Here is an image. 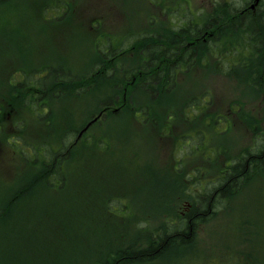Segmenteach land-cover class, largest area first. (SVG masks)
<instances>
[{"label":"rangeland","instance_id":"rangeland-1","mask_svg":"<svg viewBox=\"0 0 264 264\" xmlns=\"http://www.w3.org/2000/svg\"><path fill=\"white\" fill-rule=\"evenodd\" d=\"M33 1H36L39 5L45 4L44 9L47 10V16L39 15L36 12L37 7L32 3ZM162 1L153 4L152 0H73L75 7L69 6L68 8V3L64 5L66 11L71 10L72 12L66 14L60 8V13L55 16L61 14V18L56 17L59 19L56 20L52 17V13L55 12L54 7L47 4L50 0H13L0 11V23H4L9 18L5 15L8 14L11 16L12 25H15L12 26L13 28L23 29L36 26L41 31L29 37L25 36L27 32L22 31L24 37L7 36L4 38L2 28L6 26L0 25V61L8 53H12L11 57L13 58L23 59L26 55L36 52L40 45H45L40 49L47 54L66 58L69 65L78 66L80 73L83 74L88 71L93 63L98 61L94 46L99 38H104V34H109L114 39L115 33L113 31L118 28L126 29V34L133 33L127 30L136 29L135 31H137L139 27L152 23L155 16L162 18V14L157 15L156 13V5L160 6L161 12L164 10V5H171L182 11L187 3L194 11L206 8V17L210 18L213 14H211L208 3L216 2V0ZM190 13L192 12L190 11ZM56 24L60 27L69 24L76 28L78 34L75 40L68 41V47L53 45L47 36L46 30L52 29ZM4 39H6V49L3 52ZM11 39L26 40L30 50L21 52L14 47ZM113 39L104 40L101 45L106 47L116 46L117 44H114ZM254 44L248 50L243 48L239 50L241 57L247 60L253 58V61L248 63L249 68L244 71L236 67H226L213 53L207 54L204 63L194 65L187 72L180 71L176 76L173 91L169 94H160L153 105L152 103L148 104L152 105L154 111L149 121H143L141 114L135 115V109H138L139 103L146 102V96L138 94V99L133 100L137 102L132 105L128 97L135 94L129 92V94L122 95L121 103L123 106L119 103H113L117 106L112 107L108 113V118L103 117L95 127L93 125V128L91 127L89 130L90 133L96 131L98 134L103 135V137L95 136V139L107 141L106 143H100L101 156H98V160H91L86 164L79 165L80 160L78 157L74 169L69 172L70 180L67 186L58 191L48 186H39L33 193L26 192V197L17 201V205L9 213V217L13 218V225L5 235L4 247L0 248V258H7L8 262L6 264H62V260L64 262L68 259H70L71 264H74V262H77L78 255L80 257L78 263L93 264L97 262L94 257L96 254H93L98 252L96 248H93L90 253L86 251L84 254L73 255L66 253L63 248H58L59 242H52L51 239H55V236L51 235L52 226L59 225L61 222L72 226L73 224L80 226L92 240H101L104 236H109L111 238L108 243L112 246H119L118 248L131 245L140 228L143 229V232L138 235L141 245L146 233L170 230L172 224L168 223L166 214L169 212L171 205H168L165 201L163 209L158 210V218H131L126 224L122 221V218H112V225L118 228L117 233L113 236L110 225L111 220L104 218V214L100 212V200L103 194L111 193L114 190L121 193L135 189L132 196L139 205L158 201L160 204L162 196L167 197L170 195L171 190L166 181L157 184L153 182L140 183L138 180V176L144 172L141 165L150 166L152 160L156 166L157 164L169 166L177 158L175 155L176 141L181 146L183 136L174 133L168 136L163 132L164 129L167 130V126L161 127V124L163 122L166 125L169 119L166 116L168 112L167 105L173 106L171 110H178L177 115H175L177 134L191 132L193 127L198 129L191 119L186 118L187 111L179 110L183 109L184 104H209V108L204 113H208L214 103H216V107L223 108H226L227 104H233V106L243 104V110L250 109L245 127L237 122L239 127L244 128L242 132L234 133L225 143L212 144L211 134H207L201 155L212 156L218 150L217 145H220L222 149L219 152L217 162L221 165L230 156V153L225 151L224 146H230L233 143L232 151L240 153L241 148L246 144H250L256 135H264V76L255 77L252 73L253 68L261 62L264 47L259 53L256 49L257 54L253 57ZM206 49L207 45L201 44L197 50L204 51ZM62 62L64 63V60ZM135 63L133 59L125 62L127 67H133ZM103 67L104 65H100L99 70ZM93 69L94 67L89 72ZM4 71L0 68V82L3 80L2 73ZM108 74H110L109 69H104L99 75L97 73L91 75L92 78L88 81V84L77 83L74 86L75 93L64 98V103H59L56 106V108L61 107L59 110L53 111L52 108H50L51 111L48 110L50 114H56L55 111H57V114L60 112L59 119L52 126L57 135L63 136L74 133L76 128L80 130L81 127L86 125L85 122L94 118L101 111L103 108L101 102L105 101L106 95H110V93L105 88L92 94L85 91L93 85L91 83L105 78ZM112 74L116 75L113 83L115 88V82L119 83L125 73L122 75L121 72L114 71ZM66 82L67 86L70 87V82ZM59 85L61 88V84ZM48 102L54 104L52 97H49ZM148 102L150 101L148 100ZM156 104H162L163 106L157 107ZM189 108L191 107H187V109ZM195 109H197V106H192L190 113ZM41 115L42 121H46L45 111H41ZM209 121L211 122V120ZM49 124L46 121L44 125L48 126ZM248 126L251 127V131L247 130L246 127ZM210 129L214 128L210 126ZM8 134H13V131L10 129ZM26 136L29 140L32 139L31 130L28 131ZM74 138L70 136V142ZM60 139L61 137L56 141ZM66 139L68 140L69 137H66ZM56 141H49L51 147L48 148V151L51 150ZM61 147L62 145H59L54 148L52 154H57ZM32 148H35L37 152H33ZM93 148L94 150L98 149L97 146ZM82 149L83 147L79 146V155L82 154ZM42 155V148L37 145L29 147L17 144L14 149L7 138L0 141V204L5 203L8 190L11 199L14 195L13 190L21 185H27L32 180V172H38L40 169L34 163L35 156L40 158ZM201 155L191 161L189 160L190 165L196 166L201 162L207 171H211L212 169H207L210 164L203 160ZM73 158L72 155L67 159L68 166ZM29 161L33 162L30 165L32 166V172L25 174L21 184V175L28 170ZM133 171H136V173H133ZM188 172L191 173V169ZM160 177H165L164 171H160ZM58 182L61 184V180ZM211 182H214V180H211ZM252 182L253 179L249 180L248 185L243 187L235 199L225 203V207L222 211H219L218 217L199 224L198 233L196 234L198 241L194 246V249L198 250L197 253L190 254L186 259L176 258L170 254L164 264H176L175 262L183 264H264V172L257 177V180ZM170 184L174 187L173 194L175 196L186 190L189 198V188L181 184L175 177H173ZM157 192L159 198L152 194ZM15 198H12L13 201H15ZM129 202H125V199L120 197L118 207H114V210L123 209ZM186 206L187 204L184 205V207ZM122 215H125L124 210ZM252 219L260 223L259 229L252 231ZM4 220L5 218L1 221ZM244 222L245 225L243 226ZM78 226L75 229H79L80 233ZM3 235L2 232L0 243ZM59 241H64L70 246L72 244V241L67 238H61ZM84 241L86 244L88 243L87 240ZM34 242L40 244L39 251L34 252ZM46 242L51 244L48 248L53 250L46 248ZM14 244L18 247L13 248ZM228 244L233 247L232 250L225 247ZM93 245L96 246V243L94 242ZM238 247L245 249L246 254L253 256L254 262L245 258L243 254L238 255L236 250ZM207 256H209V259Z\"/></svg>","mask_w":264,"mask_h":264},{"label":"bare ground","instance_id":"bare-ground-1","mask_svg":"<svg viewBox=\"0 0 264 264\" xmlns=\"http://www.w3.org/2000/svg\"><path fill=\"white\" fill-rule=\"evenodd\" d=\"M254 1L258 0H223L219 3L217 10L210 18L195 14H185L184 18L178 16L175 22L174 31L176 33L185 34L176 41L169 42L162 40L159 46L153 44L150 47L149 43L152 42V30L148 31L144 37L142 35L135 36L134 38L138 42V48L143 47L144 50H148L144 55L147 57L146 60L150 64L144 68L147 71L145 74L146 80L136 87L137 94L133 95L131 100H137L138 94L144 93L146 96V102L144 103L146 105V103L149 104L155 102L156 98H159L161 93L169 94L173 91L176 84L177 74L180 71L190 69L194 65L204 63L208 53L215 54L217 59L222 61L228 68L236 67L241 71L249 68L248 63H251L253 58L247 60L241 57L239 50L242 48L248 50L252 48V44L255 43L253 46L254 57L257 54V51L259 53L264 47V0H259L256 4H254ZM212 10H214V8H212ZM165 11L167 13L175 14L178 9L168 5L166 6ZM162 25L163 23H156L153 26L162 29ZM199 39H204L206 41V50H197L199 48L197 44L195 48L192 46V44ZM160 57H163V60L159 63L160 68H158V60ZM155 58H158L156 65ZM113 64L116 65V62H113ZM119 64H121L119 67L121 68V71L127 70L125 62H120ZM103 71L104 67L101 68V70L95 68V73L98 75ZM121 73L124 74L123 72ZM252 73L255 77L264 76V54L261 62L253 68ZM124 75L127 76L126 74ZM168 86L171 87L166 88ZM129 92H131V90H129ZM109 99V102H107L109 108L105 111L107 112V115H102V117H106V119L108 118L110 107L117 106L113 103H117L118 101L117 95H112ZM148 100L150 102H148ZM75 140L76 138L72 141ZM93 140L94 139L83 140V142L86 144ZM263 140L264 139H261L256 149L232 157L228 169H226V164H219L217 162L218 157H216L214 161L215 164L211 171H207L203 168H197L191 171L190 177L196 182H199L202 177L207 176V179L203 182L204 191L194 194V197H197L199 200H204L201 207L196 210L195 213L200 211L204 215L203 218H208L211 212L215 209V213L213 215L211 214L209 217L210 220H212L216 218V214L220 210L222 211L224 209L225 203H228V200L226 199L222 203H219L221 201V196L216 197L217 195L215 194L217 193L215 192L220 191L222 187L215 181L211 182L221 170H235L237 173L248 172L251 170L263 174ZM69 144L70 138L63 143L61 149L57 151V154L54 155L52 154L54 152H48L40 156V158L35 156L36 159L34 160V163L40 167V173L43 175L41 185H38L37 187L48 186L57 190L66 186L62 183L61 173L69 166L64 161L71 156L72 150H78L76 145L73 144L70 146ZM231 149L232 146H229L225 151ZM257 155L259 156L256 157ZM256 161H258L259 164ZM32 163L33 162L29 161L30 165H32ZM59 180H61V184L58 182ZM49 181L52 183H49ZM244 183L245 182L239 183L238 180L236 183L232 184L231 190L234 191L233 194L235 197L238 196L243 189ZM37 187L29 188V194L33 193ZM213 193L215 194L211 196ZM13 197L14 195L12 198ZM12 198L10 199L9 196L6 198L3 205L0 204V218H8V221L13 219L9 217V213L12 212L11 208L14 203L12 202ZM206 201L210 204L208 207H205ZM216 206L217 208H215ZM188 232L189 238L187 241L178 240V243L172 241L175 236L179 237L180 234L185 235ZM6 233H8V230ZM2 239L4 240V238ZM167 241H169L168 246L166 247L169 249L167 252L151 251L147 254H141L142 250H149L152 245L157 246L158 244ZM197 241L196 233H192L186 227H174L166 231L146 233L144 241L138 249L129 250L124 253V255L129 254V256L122 264H164L168 260L170 254L174 255L176 258L186 259L190 254L198 252L194 249ZM73 255L77 254L73 253ZM117 256L118 255L101 257L93 264H120V262L116 263ZM207 258L209 259V256H207ZM175 263L183 264L180 262ZM0 264H2L1 258ZM74 264H77V262H74Z\"/></svg>","mask_w":264,"mask_h":264},{"label":"trees","instance_id":"trees-1","mask_svg":"<svg viewBox=\"0 0 264 264\" xmlns=\"http://www.w3.org/2000/svg\"><path fill=\"white\" fill-rule=\"evenodd\" d=\"M6 5L7 4L4 3L1 7H6ZM1 7H0V10H2ZM5 15H7L10 19L7 18V20L4 23H0V25L6 26V27L2 28V30H4V38L7 37V36H11L13 34V30L9 28V27H12L11 16H9L8 14H5ZM14 34L17 35V36H20L19 32H15ZM136 47L138 48V42H137V46ZM102 49H105V48L102 47ZM138 50H140V48H138ZM143 52L145 53V50H143ZM105 55H109V54L105 53ZM113 57H116V56L113 55ZM144 57H145V55L142 53V58L144 59ZM97 63H99L98 65H104V69H109V67H110L109 61L106 63V57H105V60H104L102 55L100 57V62H97ZM148 64H150V63H148L147 60H145V63L143 65V67L146 68V66ZM120 66H121V64H117V67H118L116 69L117 72H121V68H119ZM140 67L143 69L142 64H141ZM110 69H109L110 73L114 72L113 68H110ZM143 71H144V73H142L141 76H140V74L138 72L135 73L133 69H129V70H126L124 72H125L126 75L134 74L136 76V80H137L136 83L138 81H140V85H141L142 82L144 80H146L145 74H146L147 71L145 69H143ZM65 77H67V76H65ZM65 77H64V79L66 81L70 82V79L65 78ZM91 78H80V79H78V83H84L85 84ZM115 79H116V77L114 78L113 76H111V74H109L108 77H105V78H102L100 80H97L99 83L97 81L93 82V85L91 87L92 89H90V90H96L97 88H99L102 85L101 89L105 88L107 91L113 92V94H111L105 100L104 103L106 104V106L108 105L107 102H109V100H110L109 98L112 97V95H117V97H118V95L121 93V91L123 89L122 86L125 87L126 86L125 82L128 83L130 81V80L128 81L127 79H125V77L123 75V77L121 78L119 83L115 82V88H114L113 87L114 86L113 83H114ZM66 81H65V83H66ZM26 82L28 83L29 80L27 79ZM135 84L131 87V83H130V84H128V86L133 88V87H135ZM20 87H21V89L18 91L20 93V95L15 94V96H13L15 104L16 105H22L23 107H25L26 105H28L29 101L31 99H33V97H35L36 99L33 100L31 102V104L27 108L29 110H31V113L33 115H36L37 114V109L39 107H44V104L46 103L45 102V98H43L41 101H39L38 100V98H39L38 94L37 95L33 94V96H32V95H29V94H26V93H22V91H23L22 87H25V86H24V84H21ZM141 92L143 93L142 90H141ZM135 94H137L136 90H135ZM142 95L145 97L144 93ZM132 96H130L129 98H131ZM133 102H137V101H133ZM200 104H198V105H200ZM152 105H153V103H152ZM152 105H151V107H152ZM50 106H53V105L50 104ZM148 108L149 107L146 106V108H143V110H142L143 113L146 114V115H144V117H146L147 115H150V113L154 112L153 109L150 108V111H149ZM25 109H26V107H25ZM15 111L21 113L22 109L15 108ZM169 113H170V111L166 113L167 117L169 116ZM1 127L2 126H0V128ZM28 127L29 126L26 123H24V120L22 118H18V116H14V118H13V134H8L7 135V140H8L9 143H11L12 146H14V149H15L17 144H23V145H26V146H29V147H30V145L32 147L37 145V146L42 148L43 154L48 153V152H53V149H54L53 146H52L51 150L48 151V148L51 147V144L49 143V141H46V138H48L49 134H43V132H42L41 135H44V138L29 140L28 137L26 136V134L28 133ZM32 128H34V127L32 126ZM7 132H8V130H7ZM32 138H33V136H32ZM87 140H92V139L89 138ZM101 142H105L106 143L107 141H105L104 139L102 140V139H98L97 138V139H94L93 141H90L89 143H86V144H84L83 141L79 142L78 145L83 147L82 154L81 155L78 154L79 155V160H80V164L79 165H82V163L86 164L87 162H89L91 160H96L98 158V156H101V153L99 151ZM259 142H258V144H259ZM63 143L64 142L60 141L61 145H63ZM263 143H264V140H263ZM94 146H97L98 149L94 150V148H93ZM263 146H264V144H263ZM55 148H57V147H55ZM33 149H34V152L36 153L37 152L36 149L35 148H33ZM74 152H79L80 153L79 148H78L77 151H73L72 150V155H73ZM259 155H257L256 157H258ZM73 156H76V155H73ZM66 161H67V159L64 162L66 163ZM256 162H258V161H256ZM74 164H75V161L72 160V162L69 165V167L65 171L63 170L62 173H61L62 181L64 182V180H65L64 185H66V186L68 185L69 180H70L69 172H70V170L74 169ZM85 164H84V166H85ZM258 164H259V162H258ZM141 167L144 169V172L140 176H138V180L140 179L141 176L147 175V174H148L149 178L152 181H154L157 178H160V176L155 175L151 171V169H149L147 166H142L141 165ZM31 171H32V169H31ZM253 172L254 171L249 170L248 172H238L237 173L235 170H233L232 173L230 175H228L226 180H224V182H222V184H220V186L222 187L220 189V191L215 192L217 194L213 193L211 196H213L214 194L217 195L216 197H220L221 196V201L219 203H222L225 199L228 200L230 198V195L233 193L232 190H231L232 189L231 188L232 184L236 183L238 180H239V183L240 182H246L252 176L250 174H252ZM133 173H136V171H133ZM42 176L43 175H41V173H38L37 174V177H38L37 180L35 182L30 181L31 184H35L36 183V184H40L41 185ZM40 177H41V180H40ZM152 181H150V182H152ZM49 183H52V182L49 181ZM134 191L135 190L132 189V190H128V191H125V192L118 193V192H116L114 190L111 193L103 194V196H102V198L100 200L99 209H100V212L102 214H104V218H109L111 220L110 225L112 227L113 233L118 228L116 226L112 225V222H113L112 218H118L119 217V214L114 212V211H112V209L110 208V207H112L113 199H117L115 207H118V203H119L118 201H119V199L121 197V194H123V193H127V194L134 193ZM26 192L29 193V189L26 188V185L24 187H20L15 192L14 197H16V198L14 199L15 201H12L14 203L12 205L11 210H13L14 206L17 205V201H20V198L24 199L26 197L25 196ZM184 193L188 194V191L185 190ZM189 197L195 202H193V206L190 209V211L185 213L186 215H189L188 218H174V219H173V216L175 217V216L180 215V213L177 212V210L175 209V207L178 206L179 204H178V201H172V200H170V197H169V201L167 202V204L171 205V206L169 207L170 210L168 212L170 218H168L167 221L170 224L173 223L170 226V229H172L174 227H186L192 233L193 232L196 233L197 224L200 223V222L209 221L210 220L209 217L211 216V214L213 215L215 213V209H214L211 212V214L209 215L208 218H203V216H204L203 213H201L200 211L197 212V213H195V212H196V210H198L201 207L202 202L204 200H202V199L199 200L197 197H194V195H192L190 192H189ZM129 199H130V201L133 202V204H136V206H135L136 213L139 212V211L146 210L149 213L154 214L155 218H158V210L163 209V208H158V205H159L158 202L153 203L151 205H148V204L139 205L138 203L135 202L134 198H129ZM209 205H210L209 202L206 201L205 202V207L206 206L208 207ZM217 206L215 208H217ZM153 208L155 210H151ZM134 210L133 209L130 210L132 213H131V215H128L127 218H139V217L135 216L136 214H135ZM118 211H120V209H118ZM121 215H122V210H121ZM3 219L4 218H0V237H1V234L3 232V234H4L3 238H5L6 231L10 227H12V225H13V219L10 220L9 226L7 225L8 218L6 220H4V221H1ZM243 224H245V222ZM256 224H260V223L257 220L252 219V225H253L252 227L253 228H258L256 226ZM76 226H78V225L73 224V226H72L71 224H64L62 222L59 225L55 224V225L52 226L51 235L55 236V239H51L52 242H55V241L59 242L58 248H63L65 250V252L68 253V254H73V253L84 254L86 251L88 253H90V251L93 248H96L98 250V252L97 253H93V254H96V255H94L96 261H98L101 257L103 258V257H107V256L118 255L116 263L120 262V264H122L124 261H126L128 259V256H129V254H125L124 255V253L126 251L136 250V249H138L141 246L140 241L138 239V235L143 232L142 228H140L137 231V237L134 238V240H133L131 245H129V246L125 247V248H118L119 246H112V245H110L108 243V241H109V239L111 237L104 236L101 240H92L91 237L88 236L87 233L80 226H78L80 228V233H79V231H78L79 229L78 230L75 229ZM61 238L70 239L72 241L71 246L66 244L64 241H59V239H61ZM188 238H189V232L186 233L185 235H181L180 234L179 237L175 236L172 239V241H174V243H178V240L187 241ZM84 240H87L88 243L86 244ZM3 241L4 240L2 239L1 243H0V248L4 247ZM170 241H171V239H170ZM94 242L96 243V246L93 245ZM168 243H169V241L160 243L157 246L152 245L149 250H142L141 254H143V253L147 254V253H150L151 251H153V252H164L165 253V252H167L169 250L168 248H166L168 246ZM50 245L51 244L46 242L45 246H46V248H48V247H50ZM16 247H18V245L14 244L13 248H16ZM84 248L86 250H80V249H84ZM48 249L49 250H53L51 248H48ZM39 250H40V244L34 242V252L39 251ZM78 258H80V257L77 255V264H81V263H78ZM56 260H58V258H56ZM1 262H2V264H6L8 262V259L3 257V258H1ZM62 264H71L70 263V259L65 260L64 262L62 260Z\"/></svg>","mask_w":264,"mask_h":264},{"label":"flooded vegetation","instance_id":"flooded-vegetation-1","mask_svg":"<svg viewBox=\"0 0 264 264\" xmlns=\"http://www.w3.org/2000/svg\"><path fill=\"white\" fill-rule=\"evenodd\" d=\"M258 1H254V4H256ZM56 11H58V9L55 8V12H54L55 15H56ZM174 26H175V23H170V22L163 23L162 29L160 27L153 26L151 29L152 30V42L150 44V47L153 44H157L159 46L162 40H166L169 42L176 41L183 34H185V33H176L174 31ZM70 28L71 29H69V24H68L62 27L60 26L56 27L54 29L57 33L60 34V36H62L66 34L69 30H71L72 33L76 32V29L73 26H71ZM140 35H142V33ZM107 37H110L109 34H104V38H107ZM201 44L207 45L204 39L198 40L197 46H200ZM192 46L194 48L196 47L195 44H193ZM114 58L115 57L113 56H106V61L108 62L109 60H113ZM157 60L158 58H155V65L157 63ZM162 60H163V57H160L158 60V68H160L159 63ZM0 68L5 70L2 73L3 80L2 82H0V91L5 90L6 94L13 92L15 90L14 88L15 85L18 84L17 86H19L20 83L23 81V78L29 80L28 85H33V87L29 91L30 93L44 94V95H48V93H55L56 91H59V93H62L63 90L67 92L68 87L62 86V83L64 82L63 79L65 76H68L71 78V88L70 89L72 91L73 87L77 85V81L80 78V71L77 66L67 65V64H64L62 61H55V62L43 61V62H39L38 64L37 61L32 62L29 58H26V59L6 58V60L4 59L0 61ZM16 68H19V71H17ZM138 72H140L141 74L144 73L141 71H138ZM185 72H187V70H185ZM124 77L128 81L133 78V81L131 82L129 81V83H131V86H133L136 83L135 76H130V75L125 76L124 75ZM59 84H61V88ZM127 90L128 88H126V91ZM8 99L9 98L7 99L2 98L0 105H2L4 102H6L9 105L10 103L8 102ZM48 105L49 103L46 101L45 106L40 107L41 111L48 110ZM8 117L10 118V115H8ZM227 120L230 121L229 119ZM232 171L233 170H229V171H226L224 174H220L218 176V179L220 180L225 179ZM257 172L258 171H254L250 175H254ZM183 217L188 218L187 215H183Z\"/></svg>","mask_w":264,"mask_h":264},{"label":"water","instance_id":"water-1","mask_svg":"<svg viewBox=\"0 0 264 264\" xmlns=\"http://www.w3.org/2000/svg\"><path fill=\"white\" fill-rule=\"evenodd\" d=\"M91 122L82 130L81 134L87 130V128L90 126Z\"/></svg>","mask_w":264,"mask_h":264}]
</instances>
